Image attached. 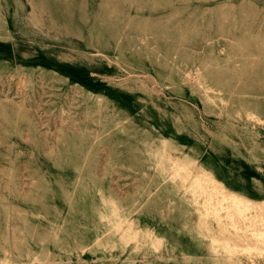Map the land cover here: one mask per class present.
I'll list each match as a JSON object with an SVG mask.
<instances>
[{
  "label": "rangeland",
  "instance_id": "1",
  "mask_svg": "<svg viewBox=\"0 0 264 264\" xmlns=\"http://www.w3.org/2000/svg\"><path fill=\"white\" fill-rule=\"evenodd\" d=\"M0 264H264V0H0Z\"/></svg>",
  "mask_w": 264,
  "mask_h": 264
},
{
  "label": "bare ground",
  "instance_id": "2",
  "mask_svg": "<svg viewBox=\"0 0 264 264\" xmlns=\"http://www.w3.org/2000/svg\"><path fill=\"white\" fill-rule=\"evenodd\" d=\"M212 199H213V197H212ZM228 200H230L233 204H236V203H238V204H240V203H242V201L241 200H238V199H236V198H234V197H230V198H227ZM211 201V200H210ZM214 201H215V199H214ZM231 203V204H232ZM230 205V204H229ZM231 208H232V206H231ZM239 209H241V207L239 208ZM235 210V209H234Z\"/></svg>",
  "mask_w": 264,
  "mask_h": 264
}]
</instances>
